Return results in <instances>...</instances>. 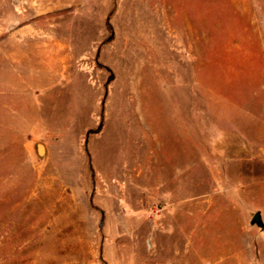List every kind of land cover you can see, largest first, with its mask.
I'll list each match as a JSON object with an SVG mask.
<instances>
[{
    "label": "rangeland",
    "instance_id": "374dc122",
    "mask_svg": "<svg viewBox=\"0 0 264 264\" xmlns=\"http://www.w3.org/2000/svg\"><path fill=\"white\" fill-rule=\"evenodd\" d=\"M0 264H264V0H0Z\"/></svg>",
    "mask_w": 264,
    "mask_h": 264
},
{
    "label": "water",
    "instance_id": "95a60500",
    "mask_svg": "<svg viewBox=\"0 0 264 264\" xmlns=\"http://www.w3.org/2000/svg\"><path fill=\"white\" fill-rule=\"evenodd\" d=\"M38 153L41 156L44 154V148H43V146H41V145L38 146ZM254 222L257 223L260 226L263 225V220L261 219L260 215H257L255 217Z\"/></svg>",
    "mask_w": 264,
    "mask_h": 264
}]
</instances>
